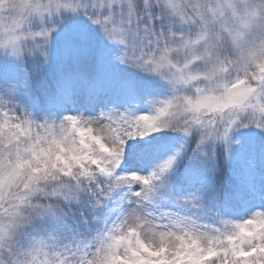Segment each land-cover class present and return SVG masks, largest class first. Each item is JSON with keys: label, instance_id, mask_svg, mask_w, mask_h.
Returning a JSON list of instances; mask_svg holds the SVG:
<instances>
[{"label": "clouds", "instance_id": "1", "mask_svg": "<svg viewBox=\"0 0 264 264\" xmlns=\"http://www.w3.org/2000/svg\"><path fill=\"white\" fill-rule=\"evenodd\" d=\"M79 2L0 0V59L22 67L29 60L35 61L36 53L28 49L33 48L36 41L47 39L50 42L66 17H80L72 7L65 6L71 4L75 7ZM112 2L118 7L134 6L131 14L125 12L122 20L133 31L139 20L151 13L149 25L155 24V31L164 33V37H153V42L159 39L158 55L164 54L167 48L171 57L170 61H162L165 69L169 63L181 67L188 63L193 72L201 73L198 80L201 93L197 94L194 87H184L180 93L182 98L187 96L191 103L206 98L212 107L216 100L225 98V86L237 77L245 89H252L245 95L252 96L253 101L255 94L262 90L264 0ZM144 27L140 24L141 29ZM184 41L189 42L187 47ZM148 66L152 67L151 64ZM205 72L211 73V81L204 78ZM39 74L40 71H35L31 76L26 74L24 79L0 83V264H199L202 253L195 245H207L206 236L212 235V227L229 230L220 223L222 219L231 224H249L254 212L264 207V192H261L257 209L245 216L229 218L226 210L212 206L203 189L197 186L172 199L173 205L183 209L186 216L179 227L171 222L178 212H167L172 215L162 219L166 211L161 210L155 197L164 189L168 173L181 154L175 157L163 175L160 165L165 164L176 150L153 162L143 174L123 168L124 142L117 141L116 133L106 130L95 119L106 109L100 108L87 115L83 111L38 113L26 102L28 81ZM141 74L157 78L163 88L170 87L155 73ZM241 90L234 89L232 95ZM239 99L235 102L239 103ZM188 107L182 99L162 116L151 109L156 123L143 118L142 129H134L136 136L144 140V135H151L150 128H157L184 138V119L191 120L198 115L200 119L208 120L221 115L218 111L209 112L208 108L197 114ZM234 110L229 108L223 115L227 119ZM177 116L182 118L179 128L171 123ZM89 120L94 122L86 124ZM165 124L168 127H163ZM249 129L264 133V128L258 129L255 124H250L236 127L234 138L227 144L222 140L201 144L197 136L194 155L190 159L212 172L217 148L223 150L227 164L232 152L241 148L238 134ZM242 162L254 174L257 173L255 158L249 156ZM261 165L264 166V156ZM149 175L152 180L147 186L140 184L139 180L129 179ZM101 185L129 193L126 200L129 206L111 219L94 215L93 220L100 226L89 235L72 231L63 217L71 213L72 205L80 203L83 197L90 198V207L94 211L108 207L109 201H101L96 196L95 189ZM136 194L140 195L137 197ZM197 196L199 200L193 199ZM45 223H59L71 234L62 233L55 227H39Z\"/></svg>", "mask_w": 264, "mask_h": 264}, {"label": "snow or ice", "instance_id": "2", "mask_svg": "<svg viewBox=\"0 0 264 264\" xmlns=\"http://www.w3.org/2000/svg\"><path fill=\"white\" fill-rule=\"evenodd\" d=\"M65 6L72 7V10L77 12L79 16L85 17L92 25L96 26L104 41L115 48V52H112L111 49L105 48L103 45H97L88 32L76 28L63 39L66 52L75 51L89 57L102 58L105 63L106 75L110 72L111 64L114 61L119 65L133 69L139 74L142 72L155 73L160 81L170 86L169 88H163V91H157L151 83L139 79H124L120 81L118 98L114 103L111 106L108 104L98 106L106 109V111H100L98 116L95 117L96 121H99L106 130L114 131L117 141L122 140L124 142V154H126V148L130 142L143 141L134 132V129H142L145 122L143 118H150L151 123H156V117L152 115L151 109H155L162 116L169 111L174 103L182 99L183 102L188 103V110L194 113L198 114L204 108H208L209 112L212 113L217 111L221 113L219 117L212 116L208 120H202L198 115H194L191 120L184 119L182 125L183 136L185 139L194 137L196 143L197 136H199L201 144L215 142L216 140H222L227 144L230 139L234 138V129L240 125L248 127L250 124H255L258 129L264 128V85L261 86L262 90L255 94L254 101L252 96L245 95V92L251 93L252 89H245L244 83L241 82L239 77L230 85L225 86V98L216 100L212 107H209L206 98L191 103L187 96L181 97L180 93L184 87H194L197 94L201 93L202 90L198 86L201 73L193 72L188 63H185L183 67L169 63L167 69H165L162 61H170L171 57L167 53V48L164 54L158 55L159 39L153 42V37H164V33H157L155 24L149 25L148 21L151 18V13L140 19L135 31H133L131 26H125L122 23L125 12L131 14L134 9L131 4L125 8L123 6L118 7L112 0H80L75 7L71 4ZM140 24L145 25V27L141 29ZM36 35H40V33ZM184 43L186 47L189 45L188 41H184ZM51 45L52 39L50 42L45 39L43 42L36 41L35 46L28 49L29 52L36 53L33 72H42L48 65ZM149 64L152 67H149ZM203 75L204 78L211 81V73L205 72ZM142 76L157 82V78L148 75ZM237 88L242 90L233 96V90ZM209 90H211V84H209ZM87 91L93 100L99 95V92L95 89L89 88ZM237 98H240L239 103L235 102ZM140 105L146 110L143 112L135 110ZM229 108L235 110L229 113L226 119L223 113L227 112ZM181 119L177 116L176 120L171 122L172 126L181 127ZM245 121L248 123L245 124ZM93 122L89 120L86 124ZM163 127L166 128L168 125L165 124ZM150 131L151 135H144V139L153 138L156 134L164 132L157 130V128H150ZM134 136L135 139L132 138ZM183 148L184 144L181 143L175 149V153L169 156L168 161L160 165L161 175L167 172L175 157L181 154ZM129 179L132 181L139 180L140 184L147 186L150 185L152 175L148 177L132 176ZM95 192L101 201L107 200L109 203L113 201L117 194L123 193L126 200L129 195L122 189H110L104 185L96 188ZM136 195L138 197L140 194ZM193 199L199 200L200 198L197 196ZM171 215L165 212L161 218L168 219ZM185 219L186 216L178 212L171 222L174 226L179 227ZM220 223L229 230L224 231L212 227V235L206 236L207 245L200 246L196 243L197 251L202 253L199 257V264H264V207H259L254 212L249 224H231L226 219H222ZM161 226L166 227V225ZM205 227L208 226L205 225Z\"/></svg>", "mask_w": 264, "mask_h": 264}, {"label": "trees", "instance_id": "3", "mask_svg": "<svg viewBox=\"0 0 264 264\" xmlns=\"http://www.w3.org/2000/svg\"><path fill=\"white\" fill-rule=\"evenodd\" d=\"M97 44V41H95ZM111 49L115 52V49ZM103 60L102 58L89 57L84 54L77 55L76 57H64V59L53 63L49 62L45 69L40 72V74L30 81V87L33 94L41 100H57L65 101L68 103L73 100V84H83L85 91L92 88L99 92L96 98H103L108 103L112 104L118 98L120 81L124 79H139L148 83H151L153 87L158 90L159 82L151 80L150 78L143 77L141 74L136 73L133 69L127 68L125 66H119V74L113 77L105 76L100 72L99 62ZM28 76L33 73L35 62L32 60L27 61L23 65ZM99 69V70H98ZM88 92V91H87ZM87 95V94H86ZM89 96V95H87ZM89 100H92L90 96ZM143 108L142 105L137 106V108ZM175 134V133H174ZM172 133L167 131L158 133L153 138H146L143 141H136V151L134 154L141 156L144 161L147 162L151 157H153L161 148H166L170 142ZM241 138V148L235 150L231 154V157L227 164L223 158V161L219 158L216 153V165L212 172L207 170V167H202L199 163L195 161L196 166L192 168V165L184 166L181 163H176L170 173V185L179 186L184 188V190L191 191L195 187L200 186L199 181L192 180L198 175H202L207 179L212 181V185L209 189L206 187H201L208 197V199L213 202L222 201L223 198L229 197L233 191L240 189L241 192H247L248 183L245 175L244 169H240L242 158L253 157L257 161V165L261 166V158L264 156V135L254 134L248 130H242L238 134ZM187 151V150H186ZM190 149L188 151V154ZM194 154L191 153L190 156ZM187 156V152L185 153ZM264 167V166H263ZM238 183V187L234 182ZM240 197L237 199L239 201ZM82 204L84 209L77 210L76 216L83 213V220L74 219L75 226H72V231H79L81 234L89 235L95 232L99 228V224L93 220L94 215L104 216V210H93L90 207L89 199L85 200ZM72 209L75 207L72 205ZM72 210V211H73ZM81 216V218H82ZM72 219H70L71 222ZM82 221L84 222V227L82 226ZM41 228H51V224L45 223L39 225ZM68 233V231L66 232ZM71 234V233H68Z\"/></svg>", "mask_w": 264, "mask_h": 264}, {"label": "rangeland", "instance_id": "4", "mask_svg": "<svg viewBox=\"0 0 264 264\" xmlns=\"http://www.w3.org/2000/svg\"><path fill=\"white\" fill-rule=\"evenodd\" d=\"M79 28L81 30H84L88 32L94 41H97V45H103L105 48H112L113 46L108 45L106 41H104L102 34L99 32V30L96 28V26L92 25L85 17H66L64 23L59 27L58 31L53 34L52 37V45H51V53H50V59L49 62L56 63L64 57H76L77 55H81L76 53L75 51H69L66 52L63 44L64 37L73 31L74 29ZM114 48V47H113ZM115 49V48H114ZM119 64L115 63L114 61L111 64V70L106 75L105 73V63L104 60H101L99 62V69L100 72L103 73L105 76L113 77L119 74ZM98 69V70H99ZM27 72L25 71L24 66L22 67L18 63H13L10 61H6L3 59H0V83L9 82L14 79H24ZM29 83V97L26 102L29 103V105L38 113L43 111H49V110H56V111H67V112H74V111H83L85 115L94 113L100 109L98 107L99 105L108 104L111 106L110 103L105 101L102 98H95V100H89L88 92L85 91V87L83 84H73V101L69 104H66L65 101H57V100H41L38 97H36L33 94V91L30 87V81ZM157 91H163V86L159 83V87ZM87 94V95H86ZM135 110L139 112H143L146 109L143 108H136ZM248 131L253 132L254 134L259 133L257 130L249 129ZM168 133H172L170 131H167ZM261 134V133H259ZM264 135V134H262ZM171 142L166 148H162L160 151L157 152V154L153 157L150 163H145L143 158L138 156V154H134L133 152L136 151V141L130 142V147L128 146L126 148V154H125V160L123 162V168L130 169V170H137L143 174L146 172L150 165L161 159L162 157L166 156L167 154H170L172 151H174L177 147L180 146L181 143L184 144V148L181 152V157L178 159L177 163H181L184 166L192 165V168L196 166L195 161L193 159H190L191 153H193V149L196 146V140L194 137H189L187 139L182 138L174 133H172ZM190 149V152L188 154V151ZM187 150V151H186ZM187 152V156H185V153ZM235 150L233 151V153ZM216 153L218 154L221 161H223V150L221 148H217ZM243 159V158H242ZM242 168L245 171V175L247 176L248 182L250 184L249 189L251 192L243 193V195H246V198L242 199L240 202L237 201V199L241 198V191L240 189L233 191L231 194H229V197L223 198L222 201H212L208 199V197L205 195L206 199L212 206L219 207L221 210H226V215L229 218H238L240 216H245L248 214L249 211L257 209L259 207V201L260 196L259 193L264 192V167L257 165V173L254 174L251 169H249L244 163L241 165ZM171 173V171L168 173ZM195 181H199V185L201 187H206L205 189H209V187L212 185V181L210 179H207L206 177L202 175H198V177L192 179ZM234 184L236 187L239 188L238 183L235 181ZM180 191V189H179ZM179 191L172 190L171 185H169V188H167V182L162 191H160L157 196L155 197V200L159 204L162 211L166 212H180L183 214L184 210L176 207L172 203L173 197H178L181 194ZM86 199H90L89 197H83L81 199L80 203H85ZM75 209L65 215L63 217L64 221L68 225H71V227L74 225L75 222L74 219L83 220V213L79 214V217L76 216L77 210H83L84 206L82 204H75L73 205ZM129 205L126 203L125 195L123 193L117 194L113 198V201L109 203L108 207L100 208V210H104L105 219H111L114 217L121 209L127 208ZM82 216V218H81ZM71 222H68L70 221ZM52 227H55L58 231H61L62 233H66L68 229L64 227L63 225L57 223V224H51ZM82 226L84 227V222L82 221Z\"/></svg>", "mask_w": 264, "mask_h": 264}]
</instances>
